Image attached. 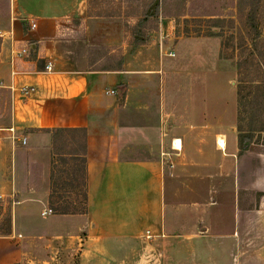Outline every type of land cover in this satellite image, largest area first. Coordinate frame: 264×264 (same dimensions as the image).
Segmentation results:
<instances>
[{
	"label": "rangeland",
	"instance_id": "obj_1",
	"mask_svg": "<svg viewBox=\"0 0 264 264\" xmlns=\"http://www.w3.org/2000/svg\"><path fill=\"white\" fill-rule=\"evenodd\" d=\"M89 3L90 13L116 19L123 27L121 34L102 36L108 43L88 50L93 70L118 69L112 98L119 107L129 94L118 130L123 142L117 149L128 157L152 156L164 162L172 189L170 231L204 236L214 232V225L216 231L228 232L237 208L226 202L214 204L213 165L221 150L217 140H224L225 134L237 137L239 129H252L253 140L264 142V0ZM250 10L252 20L247 18ZM11 125L10 94L0 88V146L6 140L11 155L6 174L16 176L11 165L14 157L20 159V187L26 192L30 186L37 190L29 196L17 189L0 196V232L8 214L11 217L10 234L0 235V264H78L77 250L87 226L81 156L87 137L82 132H62L54 138L44 131L31 137L26 129L6 130ZM175 138L181 149L173 148ZM52 153L59 197L53 198V211L42 215L49 209L48 201L47 208H41L34 199L48 198ZM22 199L27 200L19 203ZM253 200L256 203L258 198ZM64 207L68 214L62 219L58 212ZM205 227L209 230L201 233ZM252 229L246 234L242 228L241 239L235 240L220 232L215 240L195 242L191 236L182 240L181 235L174 239L161 235L152 244L155 256L150 263L264 264V230ZM190 248L196 249V258Z\"/></svg>",
	"mask_w": 264,
	"mask_h": 264
},
{
	"label": "crops",
	"instance_id": "obj_2",
	"mask_svg": "<svg viewBox=\"0 0 264 264\" xmlns=\"http://www.w3.org/2000/svg\"><path fill=\"white\" fill-rule=\"evenodd\" d=\"M116 21L90 13L89 0H0V88L8 91L11 100L12 125L6 130L26 129L31 137L44 128L86 130L87 226L77 250L78 264H151L152 244L161 235L170 239L181 235L182 240L191 236L195 242L215 240L224 233L214 225V232L204 236L170 231L174 224L172 189L164 162L152 156L128 157L117 149L123 142L118 130L129 94L119 107L112 98L119 71L93 70L88 56L89 46L104 45L108 40L103 38L109 33L123 32ZM27 46L25 56H15L14 51ZM47 63L49 71H45ZM176 141L180 142L175 138L173 148L181 149V142L180 148L175 147ZM217 145L221 150L213 165L214 204L226 202L229 208H237L224 235L235 240L241 239L242 228L246 234L252 228L264 230V143L253 140L240 154L238 138L225 134ZM8 146L6 140L0 146V196L25 189L18 177L20 159L13 156L16 176L6 174L11 157ZM29 188L24 191L28 196L37 191ZM34 200L47 208L45 196ZM58 217L65 219L67 214ZM190 250L196 258V249Z\"/></svg>",
	"mask_w": 264,
	"mask_h": 264
},
{
	"label": "trees",
	"instance_id": "obj_3",
	"mask_svg": "<svg viewBox=\"0 0 264 264\" xmlns=\"http://www.w3.org/2000/svg\"><path fill=\"white\" fill-rule=\"evenodd\" d=\"M153 14H154V12L150 13V15H153ZM247 18H248V20L253 19V14H252L251 10L248 13ZM210 34L211 35H217L213 32ZM104 70H107V69H104ZM238 95H239V92H238ZM42 131L51 133L54 138L57 136V134L62 133V132H72V133L82 132L83 137L84 138L86 137V130L84 128H44V129H42ZM238 131H239L238 136H237V138H238V149H239V153L241 154L248 148L250 143L253 141L254 135L252 134V129H250L248 132H243L242 129H239ZM84 145H85V142H84ZM85 150H86V147L84 146V154L81 156L83 158V161L85 162V172H86ZM54 155H55L54 153H52V155H50L51 160H50V175L49 176H50L51 185H50V192L48 195V208L51 211H53V207L56 203V201H54L53 198L59 197L57 195L58 193L56 192V190L54 188V186H55L54 183L56 182L55 177L53 176V174H54V163H55L54 159H53ZM63 161L65 162L66 160L64 159ZM84 199L86 200V209H87V180H86V191L84 193ZM58 213L68 214L67 213V207H64V209H62ZM5 220H6V228L3 232H0V235H9L11 232V217L9 214ZM8 264H19V263H8Z\"/></svg>",
	"mask_w": 264,
	"mask_h": 264
},
{
	"label": "built area",
	"instance_id": "obj_4",
	"mask_svg": "<svg viewBox=\"0 0 264 264\" xmlns=\"http://www.w3.org/2000/svg\"><path fill=\"white\" fill-rule=\"evenodd\" d=\"M29 26H30L31 29H33V28H35V23H34V22H31ZM2 37H3V35L0 34V39H1ZM29 47H30V46L22 47V48H20L19 50L14 51L15 56H25V55L28 53V51H29ZM49 70H50V64L47 63V64L45 65V71H49ZM23 91H24V92H27L28 90H27V89H23ZM108 92L112 93L113 91L110 90V91H108ZM25 142H26V139H25V138H21L20 143H21V144H25ZM51 212H52V211H51L50 209H47V210L42 211V215H46L47 213L50 214Z\"/></svg>",
	"mask_w": 264,
	"mask_h": 264
},
{
	"label": "bare ground",
	"instance_id": "obj_5",
	"mask_svg": "<svg viewBox=\"0 0 264 264\" xmlns=\"http://www.w3.org/2000/svg\"><path fill=\"white\" fill-rule=\"evenodd\" d=\"M222 144H223V141L220 140V145H222ZM175 147L180 148V142L179 141H176Z\"/></svg>",
	"mask_w": 264,
	"mask_h": 264
}]
</instances>
